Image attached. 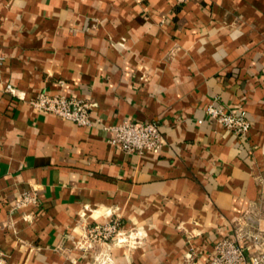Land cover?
<instances>
[{
  "label": "crops",
  "instance_id": "obj_1",
  "mask_svg": "<svg viewBox=\"0 0 264 264\" xmlns=\"http://www.w3.org/2000/svg\"><path fill=\"white\" fill-rule=\"evenodd\" d=\"M42 91L97 121L36 107ZM214 97L247 135L208 117ZM127 118L159 123L161 151L112 143ZM263 170L264 0H0V264H208L237 222L264 237ZM116 217L140 241L78 245Z\"/></svg>",
  "mask_w": 264,
  "mask_h": 264
},
{
  "label": "built area",
  "instance_id": "obj_2",
  "mask_svg": "<svg viewBox=\"0 0 264 264\" xmlns=\"http://www.w3.org/2000/svg\"><path fill=\"white\" fill-rule=\"evenodd\" d=\"M180 3L187 0H177ZM36 107L53 112L63 118L71 119L80 125L91 126L97 120L93 115V106L86 99L67 96L65 94H49L40 92L30 99ZM209 118L223 124L238 135H247L252 121L245 109H232L219 103L218 97L210 102L206 108ZM115 131L111 142L121 147L124 151L143 154L151 151L158 153L165 144V137L159 123L155 121H140L124 119L113 125ZM259 179L264 184V170L259 174ZM38 202L35 192L25 191L19 198L17 205L26 206ZM248 222H237L232 234L223 236L214 245V250L209 256L208 264H264V237L260 229L252 232L247 228ZM141 233L122 227L119 217L105 222L89 224L83 230L78 245L89 250L96 244L109 242L140 241ZM111 256L107 253L98 254L91 264H109Z\"/></svg>",
  "mask_w": 264,
  "mask_h": 264
}]
</instances>
